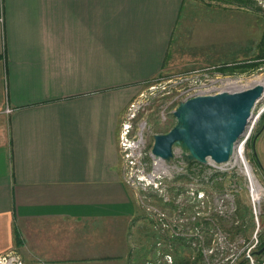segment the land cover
I'll use <instances>...</instances> for the list:
<instances>
[{
  "label": "crops",
  "instance_id": "0c3cea01",
  "mask_svg": "<svg viewBox=\"0 0 264 264\" xmlns=\"http://www.w3.org/2000/svg\"><path fill=\"white\" fill-rule=\"evenodd\" d=\"M183 3L0 0V255L127 264L123 118L163 71Z\"/></svg>",
  "mask_w": 264,
  "mask_h": 264
},
{
  "label": "rangeland",
  "instance_id": "374dc122",
  "mask_svg": "<svg viewBox=\"0 0 264 264\" xmlns=\"http://www.w3.org/2000/svg\"><path fill=\"white\" fill-rule=\"evenodd\" d=\"M263 42L264 0H184L163 71L145 82L123 118L140 104L133 126L145 139L134 154L138 214L127 264H264V96L243 138V159L262 196L239 163L191 161L180 147L170 160L159 158V169L151 157L155 134L177 124L181 101L248 89L264 78Z\"/></svg>",
  "mask_w": 264,
  "mask_h": 264
},
{
  "label": "water",
  "instance_id": "95a60500",
  "mask_svg": "<svg viewBox=\"0 0 264 264\" xmlns=\"http://www.w3.org/2000/svg\"><path fill=\"white\" fill-rule=\"evenodd\" d=\"M263 96L264 87L255 85L181 101L174 112L177 124L166 133L155 134L152 153L156 158L170 160L174 148L180 147L191 161H229L242 143L253 109Z\"/></svg>",
  "mask_w": 264,
  "mask_h": 264
},
{
  "label": "built area",
  "instance_id": "2783aa9c",
  "mask_svg": "<svg viewBox=\"0 0 264 264\" xmlns=\"http://www.w3.org/2000/svg\"><path fill=\"white\" fill-rule=\"evenodd\" d=\"M139 108H140L139 103H136V104L132 103L131 108H130L128 114L126 115L125 120L122 124V129L120 132V144H121V148H122L123 158H124V160L126 158V160L124 161V169L126 171V177H127V172L128 171L130 172V178H127V183L130 186H133L136 183L134 180V176H135V172H136L134 170V167L137 163H139V162H136L134 160V154L137 152L142 153V147H140V146H142L141 142L145 139L144 134L141 131L139 132L137 127L133 126V121L135 119V116H136ZM247 137L248 136H246V138L242 141V143H245V140L247 139ZM128 150H130L131 153H127ZM235 153H236V151H235ZM151 157L154 160V166L156 167V169H159L160 166H163V164H161L163 162L162 160H160L159 158L156 159L153 154ZM232 159H233V157L230 158V160H232ZM229 161H227V163ZM241 161H242V163H241ZM238 163H239L238 167L240 169H241V166L245 167V168H243L245 171H247V174L245 176H246L247 181L250 183L252 190L254 189L253 193L256 192L257 198L262 196L261 195L262 192L259 188L257 180H256L255 176L253 175V171L251 169L252 168L251 164L248 161L244 160L243 156H241L240 161L238 160L236 164H238ZM236 164H234L233 166H235ZM141 171H144V170H141ZM142 173L144 175V172H142ZM259 190H260L261 194L259 193ZM8 253L0 255V264H23L18 257L9 256ZM7 258H9V259H7Z\"/></svg>",
  "mask_w": 264,
  "mask_h": 264
},
{
  "label": "bare ground",
  "instance_id": "6f19581e",
  "mask_svg": "<svg viewBox=\"0 0 264 264\" xmlns=\"http://www.w3.org/2000/svg\"><path fill=\"white\" fill-rule=\"evenodd\" d=\"M255 85H262L264 87V78H256L251 82V86ZM244 143L240 144L238 148L236 149V153L233 156V159L228 162V164L234 165L237 163V161L243 156L244 154Z\"/></svg>",
  "mask_w": 264,
  "mask_h": 264
},
{
  "label": "trees",
  "instance_id": "16d2710c",
  "mask_svg": "<svg viewBox=\"0 0 264 264\" xmlns=\"http://www.w3.org/2000/svg\"><path fill=\"white\" fill-rule=\"evenodd\" d=\"M237 1L240 2L241 0H237ZM262 46H263V48H262V50H263L262 53H263V55H264V42H263V45H262ZM246 210H247V212L251 213V215H252V211L250 210V207H249V206L247 207ZM14 236H15V242H16V245H17V246L22 245L23 242H22L21 236H20V234H19V232H18V230H17L16 227L14 228ZM263 246H264V242H263V243L261 242L260 248H262ZM254 253H255V252H254ZM247 261H248V259L245 258L242 262H243V264H248ZM260 263H261V262H260Z\"/></svg>",
  "mask_w": 264,
  "mask_h": 264
}]
</instances>
